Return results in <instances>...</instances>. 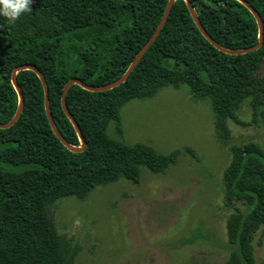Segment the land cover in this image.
I'll list each match as a JSON object with an SVG mask.
<instances>
[{
    "label": "trees",
    "instance_id": "obj_1",
    "mask_svg": "<svg viewBox=\"0 0 264 264\" xmlns=\"http://www.w3.org/2000/svg\"><path fill=\"white\" fill-rule=\"evenodd\" d=\"M205 32L221 47L240 50L257 43V24L236 0H189ZM263 24L261 47L229 55L199 32L183 0H175L160 33L120 85L104 92L69 87L65 101L86 142L74 153L52 133L44 113L43 90L35 73H16L23 96L17 121L0 129V264H72L73 252L50 217L64 198L83 200L99 186L119 179L137 183L140 168L163 173L176 154L163 155L143 143L108 136L113 122L121 135L120 110L165 87L186 86L193 101L209 105L216 134L225 141L226 121H240L243 103L249 125L264 122V0H245ZM167 0H31L14 23L0 18V123L17 108L10 83L14 67L30 64L43 76L56 129L70 145L77 135L60 106L63 85L76 78L105 85L119 78L151 36ZM223 172L225 196L238 202L227 222V246L234 264H256L252 242L264 224V150L255 142L230 148Z\"/></svg>",
    "mask_w": 264,
    "mask_h": 264
},
{
    "label": "rangeland",
    "instance_id": "obj_2",
    "mask_svg": "<svg viewBox=\"0 0 264 264\" xmlns=\"http://www.w3.org/2000/svg\"><path fill=\"white\" fill-rule=\"evenodd\" d=\"M257 74L264 76V60ZM236 117L240 123L226 121L223 141L209 105L193 101L186 86L128 102L119 113L121 135L110 122L108 136L175 153V162L158 174L141 167L135 184L119 179L83 200L53 204L49 214L72 264H234L226 226L244 207L227 200L223 172L231 147L255 142L264 150V122L249 125L246 103ZM252 246L256 264H264V224Z\"/></svg>",
    "mask_w": 264,
    "mask_h": 264
},
{
    "label": "water",
    "instance_id": "obj_3",
    "mask_svg": "<svg viewBox=\"0 0 264 264\" xmlns=\"http://www.w3.org/2000/svg\"><path fill=\"white\" fill-rule=\"evenodd\" d=\"M174 1L175 0H167L165 9L163 11V14H162L158 24L156 25L155 30L153 31L151 36L148 38V40L144 43V45L140 48V50L136 53L135 57L133 58V60L129 64L126 71L119 78H117L116 80H114L108 84L100 85V86L88 85L79 79L72 78V79H69L67 82H65V84L63 85V88L61 91V97H60V106H61V109H62L64 115L66 116L68 121L71 123V125H72V127H73V129L77 135L78 142H79L78 147H75V146L68 144L63 139V137L58 132V130L56 129L55 124H54L53 119H52V116H51V112H50L47 84H46L43 76L40 74V72L33 65H30V64H23V65L16 66L13 68V70L11 72L10 83L16 92L18 103H17V108H16V111H15L13 117L6 123H0V129H6V128L11 127L17 121L18 117L20 116L22 108H23V96H22L21 90H20V88L16 82V73L19 71H23V70H30L33 73H35V75L37 76V78L39 79V81L41 83L42 90H43L44 113H45V117L47 119V122H48V124L52 130V133L59 140V142L63 146H65L69 151L74 152V153H80V152L84 151V149L86 147V142L81 135V132H80V129L78 127L77 122L74 120L72 115L69 113L67 106H66L65 95H66L69 87L72 85H77L80 88H82L83 90H86L89 92H104V91H108V90L122 84L127 79L128 75L131 73V71L134 69V67L137 65V63L141 59L142 55L145 53V51L148 49V47L152 44V42L156 39V37L160 33L162 27L164 26V24L166 22V19L168 17V14L170 12V9H171ZM183 1H184L185 5L188 9V12H189L193 22L195 23V25H196L197 29L199 30V32L201 33V35L213 47H215L219 51L224 52V53L229 54V55H240V54H245V53L256 51L261 47L262 41H263V24H262V21L258 15V13L245 0H236V1L241 3L252 14L253 18L255 19L256 24H257V29H258V34H257V40L258 41L255 45L248 47V48L240 49V50H228V49L221 47L219 44H217L205 32V30L201 26V24H200V22L196 16V13H195L192 5H191V2L189 0H183Z\"/></svg>",
    "mask_w": 264,
    "mask_h": 264
},
{
    "label": "clouds",
    "instance_id": "obj_4",
    "mask_svg": "<svg viewBox=\"0 0 264 264\" xmlns=\"http://www.w3.org/2000/svg\"><path fill=\"white\" fill-rule=\"evenodd\" d=\"M31 0H0V18L14 23L22 14L30 10Z\"/></svg>",
    "mask_w": 264,
    "mask_h": 264
}]
</instances>
